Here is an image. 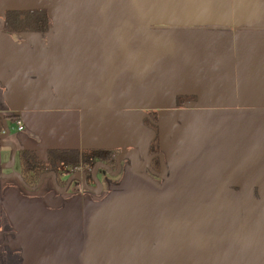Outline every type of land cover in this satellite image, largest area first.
Segmentation results:
<instances>
[{
  "label": "crops",
  "instance_id": "obj_1",
  "mask_svg": "<svg viewBox=\"0 0 264 264\" xmlns=\"http://www.w3.org/2000/svg\"><path fill=\"white\" fill-rule=\"evenodd\" d=\"M1 123L0 264H264V0H0Z\"/></svg>",
  "mask_w": 264,
  "mask_h": 264
},
{
  "label": "trees",
  "instance_id": "obj_2",
  "mask_svg": "<svg viewBox=\"0 0 264 264\" xmlns=\"http://www.w3.org/2000/svg\"><path fill=\"white\" fill-rule=\"evenodd\" d=\"M22 24L28 25V30H44L47 28V22H10L8 25L13 26L12 29L16 31L23 29ZM2 129L3 124H0ZM156 136L152 138L149 145V154L154 158L156 151L153 147ZM121 150L118 149H64L52 148L46 151V158L40 159L33 150H20V175L27 185L34 187L41 176L46 173H51L59 179V166L64 168H73L79 165L82 173L88 176L91 165H106L108 168L114 169L116 161L120 155Z\"/></svg>",
  "mask_w": 264,
  "mask_h": 264
},
{
  "label": "rangeland",
  "instance_id": "obj_3",
  "mask_svg": "<svg viewBox=\"0 0 264 264\" xmlns=\"http://www.w3.org/2000/svg\"><path fill=\"white\" fill-rule=\"evenodd\" d=\"M92 166V165H91ZM60 168H58V170L60 171L59 172V177L61 178V179H68V178H70L71 177V173L70 172H72V174H74L75 172L76 173H79V174H81V172H82V169H81V167L79 166V165H77L76 167H73V168H64L62 165H60L59 166ZM76 168V169H75ZM98 168V167H97ZM96 168V169H97ZM62 169H66L65 171H63ZM92 169V167H90L89 168V171ZM96 169H95V171H96ZM100 169H98L95 173H94V177H95V175H96V178L99 176V171Z\"/></svg>",
  "mask_w": 264,
  "mask_h": 264
},
{
  "label": "flooded vegetation",
  "instance_id": "obj_4",
  "mask_svg": "<svg viewBox=\"0 0 264 264\" xmlns=\"http://www.w3.org/2000/svg\"><path fill=\"white\" fill-rule=\"evenodd\" d=\"M99 164L97 165H92V169L89 171V173L87 174L88 176H85V178H92V174L94 175L95 169L98 167ZM76 173V172H75ZM81 174L83 175V173L81 172Z\"/></svg>",
  "mask_w": 264,
  "mask_h": 264
},
{
  "label": "water",
  "instance_id": "obj_5",
  "mask_svg": "<svg viewBox=\"0 0 264 264\" xmlns=\"http://www.w3.org/2000/svg\"><path fill=\"white\" fill-rule=\"evenodd\" d=\"M79 177H83L84 179H85V176L84 175H82V174H79V173H75L73 176H72V178H79Z\"/></svg>",
  "mask_w": 264,
  "mask_h": 264
},
{
  "label": "built area",
  "instance_id": "obj_6",
  "mask_svg": "<svg viewBox=\"0 0 264 264\" xmlns=\"http://www.w3.org/2000/svg\"><path fill=\"white\" fill-rule=\"evenodd\" d=\"M16 127H17V129H22V124H21V122L20 121H17V124H16ZM76 169V168H75Z\"/></svg>",
  "mask_w": 264,
  "mask_h": 264
}]
</instances>
